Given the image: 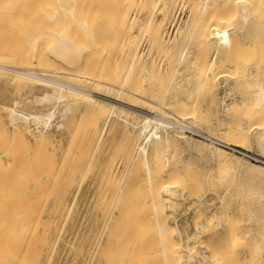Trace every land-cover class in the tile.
I'll return each mask as SVG.
<instances>
[{
  "label": "bare ground",
  "instance_id": "6f19581e",
  "mask_svg": "<svg viewBox=\"0 0 264 264\" xmlns=\"http://www.w3.org/2000/svg\"><path fill=\"white\" fill-rule=\"evenodd\" d=\"M28 1H29V5H27L26 0H0V12H48V13L51 12L50 14L46 13L48 15L47 18H49L51 21H53L55 24H58V25L54 24V25L48 26L46 29L43 28V29L37 30L32 35H29V37L27 38L29 42V46L25 50V54L35 53L36 60L29 61L26 59L22 61L19 58L20 61L22 62H19V63L15 62L18 58L17 57L18 55L14 54L13 52L11 53V51L8 53L2 52V49H1L2 46L0 45V75L1 76L4 75L5 77L9 76L10 78L16 79L19 82L24 83V84H27L29 82L30 83L38 82V83L43 84L45 86V89H43L44 87H39L38 84H37L38 86L35 84L37 88L39 87V89L41 88L43 89V91H41V93L38 91L40 94L35 91L33 98L34 100L36 99L38 100V102L35 101L36 103H41V104L46 103V105L50 104V106H47L44 110H40V111L34 110L32 112L21 111V110L16 109L14 106H11L10 114H9L10 122L18 126H20L19 124L20 122H24L25 125L24 127L23 126L22 127L25 129V131H31L29 126L31 124H34L36 125V128H37L36 132L31 131V134L33 135L34 139H45L49 137L48 130H50L49 129L50 125L54 123L53 121H54V117L57 112V106L60 103H64V107L61 108L60 110L58 109L60 115H62L63 117L65 113L69 112L72 109V104L82 102V103H85V105L87 104L88 106L93 108L94 110L92 111L94 112L93 115L97 114L98 116H100L99 114L101 113L103 108L109 107L113 111L118 108L121 110L129 111L131 113L140 115L143 118L140 128H139L140 135L144 136L143 142L139 144V142L137 141L139 145L137 143L135 145V147L138 145V150H135V152L137 151V153L134 155V157L137 160L138 165H140L139 162L143 164L144 169L142 167L140 168L141 170L142 169L145 170V177L144 178L142 177L143 181L145 182L143 183V185L147 184L148 186V188L146 187L145 190L143 191H145V196L147 195L146 193L147 191L151 198L150 205L152 208L148 206L144 207L145 203L142 207L147 209L145 210V213L146 211L148 213V210H150L149 212L153 216L149 217V215L151 216V214L149 215L144 214V213L143 215L141 214V211L143 212L144 210V208L140 207L142 204L139 206L140 210L141 209L142 210L140 211L138 209L139 212H137L136 202L140 203V201H138V199L135 200L136 196H132L133 194L132 192L134 193L137 192V191L135 192V190H138L137 188L140 185V184L138 185V183L135 184V186L138 185L136 186V189H133L135 186L130 189L131 187L130 186L128 188V191L127 192L125 191L126 193H128L130 189L131 191L130 196H128L129 194H126V196L128 197H124V199H121L119 197V199L121 200L118 199V201L122 202L123 200L124 201L127 200L125 202L124 201L122 202V204H125V207H126L127 202H129L128 206H131L130 200H132L131 204H133V199L135 200L136 210H133L134 208L132 209L130 207L129 209L127 207L128 210L124 212L126 208H124L125 210H123L122 208L124 212L123 216H125V214L128 212L129 213L126 215L131 216V217L128 216V221H132L129 219L130 218L134 219L136 217L135 220L137 219L138 221L141 220L143 223L144 217L142 216H145V217L148 216V218H151L152 221L154 218V221L156 222V225L158 226L155 228L157 231L155 233H158L160 236L161 248L159 249L158 246L156 247L154 246L155 251L153 250L152 252H148L149 249L146 251L145 246L148 247L150 243H147V242H150L152 240L147 241L146 239H148V237L147 238L145 237L146 239L144 240L143 237L140 239V237L136 236L135 241H137V243L135 242V245H136V246L134 245L136 247L135 249L137 250L138 248L141 249L140 247L143 246L144 251L143 249H141V251H139L140 253L138 254V252H136L133 249L134 246L132 247V245L130 246L128 243L127 246L129 250L131 247L134 250L132 252H131L132 249L130 250L129 255L132 256L131 258H133V252H136L137 253L136 256L138 255V261L141 263L143 262V260L146 261L147 259L151 258V256H154L157 261H160L163 264H180L183 260L182 250H186L191 256L197 255L198 253L195 252V250H193L195 248L193 249L192 247L188 248L185 245L175 241L176 235L183 238L182 231L179 228L177 217L173 218V221L170 222L169 216L167 215L168 213L166 214L165 208H163V205H166L167 208H170V209L176 208L177 207L176 200L180 198L182 199L189 198L190 195L193 194V192L195 193L196 190L199 191L200 188L202 189L203 184L206 183L207 185V182L209 183L212 182L220 186H225L226 193H230L232 191L235 185L233 182L236 181L237 179L241 181L244 180L246 182L245 184L249 185L250 188L251 187L255 188L254 190L253 188H251V190L253 191H249L248 189L249 186L243 184L244 183L243 182L242 184L245 185L246 188L248 187L247 190L249 191L250 194L246 193L247 192L246 189L245 191L244 189H241L243 188L242 187L243 185L241 184L242 185L240 188L241 195L244 194L245 192L246 193L245 196H247V194L248 196L244 199V197L242 198L241 196L235 195L236 197L233 199L235 203L239 202L241 204L240 207L244 205H247V207L252 206L251 208L252 218H250L251 221H253L252 219L256 217L258 222L262 223L261 221H259V219L260 220L264 219V215H263L264 211L262 210V212L260 213V211H256V209L254 208H256L258 205L261 206V204H262L261 207L264 208L263 207L264 206V201H263L264 200V158L257 156L256 161L247 160L246 158L243 159L241 155L239 156L234 151H233L234 153L230 152L228 147H225L221 144H217V145H213V144L215 140H217L220 142L227 143L230 146L238 145V146H242V148L244 149H247L250 146L252 147V141L251 142L249 141L251 140L249 139V135L251 134L250 138H253L251 137L252 135L255 136V140H256L255 145H257L256 147L254 146L255 149L257 151L264 152V0H180L178 2V6L179 7L181 5L187 6L188 12H187V15L180 21V25L178 26L177 30L172 33V35H170V30L167 29L168 27L167 23L170 22V24L172 25L174 21L177 19L178 13L173 12V11L169 12L170 11L169 8L172 7L170 6L172 5V2L170 4L169 0H168V3L170 7L167 4V0H110L109 2H107L106 0H28ZM87 12H123L120 16L119 23L121 25H127V27H129L130 29H135L138 33L141 34V36L146 37V50L141 49L139 45H135L127 49L128 50L127 53L130 54L129 65L127 69L124 71V74H122V76L118 75L119 77L116 76L115 77L116 79L113 77L112 78L109 77L103 80L101 79L99 75L92 73L87 68L88 66L86 64L85 66L84 64L80 65L81 63L76 64L77 62L75 61L76 57L80 59L79 57L82 55L81 56V59H82L84 55L86 56L93 51L100 50L101 53H104V52H107V50H109L108 48L109 46L107 45H100V44H94L92 42H89L88 39L95 37V32L99 29V25H98L99 22L98 20H96L95 17H90V15L88 17ZM126 12H134V13L130 19H126L125 18V15L127 14ZM61 14L63 15L64 18L61 17ZM64 19L66 23L65 24L60 23V22H63ZM78 28L83 32V37H79L80 39H75L73 35L75 33V30ZM43 43L45 47L42 46ZM179 45H182L181 49L179 48L180 47ZM13 48H16V46ZM43 48L48 50L51 53L50 54L51 57L44 59V60L40 59L41 54L44 52ZM171 48L175 49V52L179 51L180 49V59L182 60V62H184L183 67L184 69L187 68L190 70V72L187 74L186 80L188 82V85L191 84V86L186 88L185 85L183 87L181 83H180L181 86L178 84L179 85L178 90H183L185 92L184 93L185 97L179 101L167 103L163 101L162 97L158 98V95H159L158 93L162 94V92H165V89H167L168 85L165 86L166 88H164L162 84L164 79L162 75H160L159 72H157V67H158L157 65L158 63L160 65L161 61H163L164 64L167 63L165 66L161 67L160 65V67L158 68H160L159 69L160 72L161 71L162 72L166 71V73L167 71L169 72L170 62L171 61L173 62V57H176L174 56L176 54H173L174 50L173 52H171ZM19 53L21 54V52ZM24 56L25 55H23L21 58H23ZM69 57L73 61L70 60ZM66 58L69 59L67 60V65L64 62L63 63L65 65H63V63L60 61L65 60ZM164 60L166 61V63ZM56 61H58L62 66L61 65L59 66V63ZM86 62H88L87 58L85 59V63ZM174 68H176V66L174 67L173 65V69ZM182 68H181V72L179 70L180 75L183 74L182 70L184 69ZM3 69H7L10 72H5L3 71ZM246 70H247V74L245 72ZM37 71H41V72H37ZM174 71H176V69H174ZM51 74L57 75V76L61 75L60 77H64L65 79L67 78V80L69 79L73 81L60 80L52 76ZM165 78L167 79V77ZM243 78H246L244 79L245 80L244 89L242 88L234 92L233 90L239 89L240 87V86L238 87V85L236 84L237 81L241 82V79L243 80ZM146 81H148L150 84L148 86H151L149 87V89L147 86V90H148L147 93H146L145 88L143 87V83ZM225 81H228V82L230 81V83H227V82L225 83ZM232 82H234V84L237 85V88H236V85L234 86ZM221 83L222 84L224 83L225 85L223 84L224 94L220 97V103L222 105V107L220 108L222 112L221 111L220 112L222 116L220 117V119H218L219 123L216 124L218 125V129H219V133H217L219 137L216 136V132L206 133L205 134L207 135L206 138L209 139L210 143L209 142L207 143L206 141L205 142L195 141V140L191 141L192 138L189 139L188 135L183 134L182 133L183 130L185 128H189L191 130L201 132V130L197 128L200 126H197L198 124L196 123L197 122L201 123L207 117H209L208 115L207 117L206 116L204 117L203 116L204 113L201 111V109H200L201 112L198 110L200 106L199 97L210 96L211 97L210 99L212 102L213 100H217L215 98V95H216L215 91L217 89V84H221ZM231 83L232 85H230ZM240 84H242V82ZM221 85H218V86H221ZM231 91H233L234 94L236 93L237 98L236 97L233 98V95H231L233 93ZM35 93H37L38 95H36ZM213 94H214V97H213ZM247 94H249L250 96L247 97L248 96ZM229 95L232 98L228 99ZM201 102H203V100ZM214 103L218 104L217 101L216 102L214 101L213 104ZM217 106L216 108H218ZM78 107L76 109H79ZM42 108L44 107L42 106ZM161 109L166 110L173 115L170 117L167 116L168 114L164 115ZM84 110L82 111V113L85 114ZM72 111H71V114H72ZM217 111L218 110H216V112ZM89 112H91V110ZM122 112L124 113V111ZM129 112L127 113L129 114ZM206 112L207 114H209L207 109H206ZM127 113L125 112V115ZM86 114L87 115H84V116L83 114L81 115L83 117H87L90 115V113H87V112ZM128 114H127V117H128ZM58 117L57 119H61V121H58L56 125L57 127H63L64 122L62 120V117L61 118L60 117L58 118ZM210 117L214 118L215 115H212ZM218 117L219 116H217V118ZM68 120L69 119H67V121ZM67 121L66 123L69 124ZM125 121L127 122V120ZM186 122L187 123L189 122L188 124L194 123L196 124V126L194 124L187 126L185 125ZM76 126L77 125H75V127ZM134 127L137 129V126L134 125ZM163 127L164 129L168 127V128H173L179 131L175 134L172 133V135H169L171 133H168V132H165L164 134L159 135L158 130L159 128H163ZM95 128L96 127L94 126V129ZM75 130L73 129L72 131L77 133V130H78L79 132V129H75ZM134 130L132 129V132ZM136 134H138V131ZM88 135L87 137L89 139ZM72 139L73 138H71V140ZM132 139L131 141L133 142ZM71 140L70 142H72ZM85 141H86L85 142L86 144L87 142H89L87 141V139ZM131 141H129L130 144H132ZM74 142L76 143V140H74ZM249 142L251 143V145L249 144ZM73 143H72L73 147H71V149L75 148L74 147L75 143L74 145ZM253 145H254V141H253ZM75 146L77 147V145ZM86 146H85V149H86ZM135 147L133 146L134 149ZM233 147H237V146H233ZM77 148H81V147H77ZM130 148H131V145H130ZM182 151H187L186 159H181L179 157V153ZM82 152L83 151H81V153ZM184 154L186 155V153H183V155ZM180 155L183 156L182 153ZM75 156H73L72 158L78 159V161L81 160ZM73 160H70V161L73 162ZM76 161L77 160H75L74 163H76L77 165L78 161L77 162ZM35 162L36 161L32 163V166H31V162H26L27 165L24 164L22 167L23 168L25 166L29 167L28 163H30V167L32 168L31 171L36 167L35 170H37L36 171L37 174L40 172L43 173L42 171L46 168L40 171L41 166L39 167V163H36L35 165ZM128 163H126V167ZM207 163H209L210 165L209 164L207 165ZM33 165H35V167ZM70 165H72V163H70ZM87 165H88V161H87ZM30 167L27 168L26 171L29 172ZM43 167H46V166H43ZM51 167L52 166H50V170L48 169V167L47 169L51 171ZM85 167H86V163H85L84 168ZM74 169L75 167L73 168V170ZM60 170H62V168ZM83 170L85 171L86 168ZM134 170L135 169L133 167V171ZM36 173L35 172L32 173L33 176L34 174L36 176L37 175ZM47 173L49 174V172H46V174ZM17 174L19 176L21 175L23 178L22 179L20 176L19 181L21 179L23 180V182L20 183L21 181L18 182L17 180V183L23 184L25 182L24 184L27 188V183L30 184L31 181L27 182L26 180H24L27 177L25 178L23 176L25 174L24 173L22 174L20 170L19 172H17ZM55 174H59V172ZM60 174H61V171H60ZM66 175L64 177H66ZM134 175L135 174L132 173L131 176L133 177ZM25 176H28V175H25ZM40 176L39 178H37L38 181H40L39 180ZM14 177L16 178L17 176H14ZM10 178H11V175H10ZM12 178L10 179L11 181L9 180L10 182H15L17 179V178L13 179L14 181H12ZM70 178H73V177H70ZM58 179H61V176L60 178L58 176L56 180L58 181ZM102 179H100V181ZM132 179L130 177V180ZM64 180L66 179H63V182ZM137 180H139V178H137ZM9 181H7L6 183H9ZM43 181H44V184H42L43 186L41 184H40L41 186H39L41 189L38 188L39 192L41 190L42 194L45 192L43 190V187L45 186L46 183L48 184V180L47 181L43 180ZM128 181H129V178L127 182ZM56 182L55 184H57ZM120 182H122V180ZM134 182L136 181L134 180ZM236 182H238V184L240 185L239 181H236ZM17 183H14V184H17ZM14 184H10V186ZM110 184H112L111 186H114L113 183H110ZM130 184H133V183H131L130 181ZM57 185H58L57 188H59L60 184H57ZM124 185H126L125 182H124ZM7 186L9 187V184L5 185V187ZM25 186L23 185H19V187L17 186L19 190V194L15 196L12 195L14 194V192L11 193V190H9V192L6 191L7 192L6 194L10 193L12 197L17 196L18 198L21 195L20 187L23 189V187L25 188ZM106 186H109V182L107 183ZM115 187L117 186L115 185ZM9 188L12 189L11 187ZM125 188L127 189V187L124 186V189ZM15 189H13V191ZM114 189L116 190V188ZM122 189H123V186H122ZM142 189L143 188L138 190V192H141L143 194L144 192L142 191ZM234 189L236 190V187ZM242 190H243V193H242ZM64 191L65 189L63 190V193ZM119 191L118 192L120 194L121 189ZM47 192H48L47 196H49L50 194L49 189ZM6 194H4L3 196H5ZM34 194L32 195L36 196ZM7 196L10 197V195H6V197ZM131 196L133 197V199L130 198L129 200V197ZM6 197H3V198H5L6 200ZM9 197H8V200L10 201V199L12 198L11 197L9 198ZM23 197L24 198L26 197V200H28L27 196H23ZM28 197H29V194H28ZM110 198L111 197L109 194V199ZM114 198H112V203H113ZM36 199L37 197L35 198V200ZM142 199L144 200V198ZM21 200L22 201L20 204H22V202H26V200L24 201L23 198H21ZM45 200L43 201L40 199L39 201H42L44 203ZM145 200H146V197H145ZM11 201H13L14 203V201H16V198L15 200H11ZM16 202L18 204V201ZM26 203H30V201H27ZM6 205L8 206L6 207V209L7 208L9 209L7 210V215L5 214L6 212L5 209L4 208L2 209L0 207V209L3 210L4 211L3 213L5 214V215H2V220H4L3 225L1 224L2 220H0L1 221L0 224L3 226V229H1L2 226H0V229H1L0 231H2V234H1L2 237L0 238V264H50L51 259H52V251H53V229L55 227V221L51 219L44 220L40 214V211H38L36 207L26 206V204L25 206H23L24 203L21 206L18 205L17 207H12V205L14 204L11 205V203L10 204L7 203ZM111 206L113 210V205ZM222 206L225 207L223 212L220 215H218L216 218L214 217L215 212L213 213L212 216L214 217V220L212 221L209 227L200 225L199 228L198 227L197 228L198 230L201 229L202 232L205 234L211 233L213 230L217 229L218 232L223 233L227 235L228 237L223 239L224 241L222 243L221 251L217 249V252L219 251V253L216 252L218 255L214 253L215 251L213 252L216 255L214 256V259H211L212 258L211 256H210L211 258L209 257V255L213 253L209 252L210 254L208 255L205 253L206 250L204 251V253L200 254L202 259L205 262L210 260L212 263H215V264H224L225 260L226 262H228L229 260V263L227 264H257V263L260 264L261 260L257 261L259 257H257L256 254L254 253V250L256 251V248L250 252L248 250L249 256L247 255L245 256L244 253L242 252L246 246L248 247L250 243H252L251 240L253 239L252 237L254 236L253 231H252L253 227H255V225L259 223L257 222V220H255L256 224L254 225L253 222L251 223L249 218H248L249 220L246 221L247 223H243L242 221L240 222L241 219L239 220L236 217V215L238 214L235 215L236 212L228 208V205H226L225 200H223ZM40 207H43V206H40ZM109 212H110V209H109ZM120 212H121V209H120ZM135 212H137L141 216L138 217V214ZM132 214L133 215L136 214L134 215V218ZM3 216L5 217L4 219H3ZM117 217L116 219H114V221L117 220ZM122 220L123 219H121V221ZM103 221L105 222V220ZM138 221L137 223L140 224ZM146 221H147V218L144 223H146ZM122 222L124 223V221ZM132 222L134 225L135 221H132ZM150 222L151 221H149V223ZM115 223L117 224L118 222L116 221ZM138 224H135V225L139 227L140 225ZM153 225L155 224H152V226ZM118 226L120 227V225ZM118 226H116V228ZM175 226L177 230L175 229ZM138 227L135 226V228H138ZM143 227L145 228L146 226H143ZM261 227L262 228H259V229L260 230L262 229V230L261 231L259 230L260 232L259 234L257 233L258 229L255 230L257 231L255 233H257L256 235L258 236V238H260V235L261 237H263V238H260V240L256 238L258 240L257 244H259V241L264 239V225L262 224ZM109 228L110 230H112L111 227ZM130 228L126 227L127 229L126 231L128 232V229ZM185 228H186V225L184 227V230ZM257 228H258V225H257ZM101 229L99 232H102ZM114 229H115V226H114ZM137 231L142 232L143 230L141 231V227H140V230L136 229V232ZM127 232H124V234ZM215 232L214 234L216 236ZM155 233L154 235L157 236V234ZM139 234L141 236V233ZM150 234H151V230L149 234L145 236H149V239H150L151 238ZM108 235H107V239L109 238ZM110 236H112V234H110ZM155 236L154 237L152 236L153 239H155ZM137 237L141 242L143 243L145 242V243L141 244V242L137 240ZM189 237H192V235L189 234ZM123 238L124 237L122 236L121 240H123ZM119 240L120 239H118L117 241L116 239L114 246L117 245L116 242H119V243L121 242V240L120 241ZM130 241L132 240L130 239ZM212 241L214 240L212 239ZM138 242L140 243V246L137 248V245H139ZM199 242H200L199 243L200 245L201 241ZM98 245H99V240H98ZM212 247L213 246L210 247L211 250H212ZM255 247H258V246H255ZM250 248H252V246ZM259 248H262V246ZM115 250L113 249V251ZM117 251L120 253V250L118 249V247H117ZM111 253L112 252H109L107 253V255H105L106 256L105 258L108 260V262H109V259L107 258V256H109L108 254H110V256L113 255L112 257L115 256L114 254L115 252L112 254ZM121 256H126V255L122 254ZM129 257H128V260H129ZM262 263L264 264V261ZM143 264L145 263L143 262Z\"/></svg>",
  "mask_w": 264,
  "mask_h": 264
},
{
  "label": "rangeland",
  "instance_id": "374dc122",
  "mask_svg": "<svg viewBox=\"0 0 264 264\" xmlns=\"http://www.w3.org/2000/svg\"><path fill=\"white\" fill-rule=\"evenodd\" d=\"M106 1L109 2L110 0H106ZM179 1L180 0H177V1L176 0L175 1L169 0L170 4L172 2V5H170L172 7H170L168 0H167V4L170 7L169 12L173 11V12L178 13V17L172 25L170 24V22L167 23V25H168L167 29L170 30V35H172V33L177 30L178 26L180 25V21L187 15V12H188L187 6H183V5H181L180 7L178 6ZM26 2H27V5H29V1L26 0ZM175 4H177V5H175ZM46 13L50 14L51 12H49V13L48 12H0V45L2 46L1 47L2 52L8 53L11 51V53L13 52L14 54L18 55L17 56L18 58L15 61L18 63L22 62L26 59L29 61L30 60H36L35 53L25 54V50L29 46V42H28L27 38L29 37V35H32L37 30H40L43 28L46 29L48 26L55 24L53 21H51L49 18H47L48 15ZM122 13L123 12H87L88 17H89V15H90V17H95L96 20H98V22H99V24H98L99 29L95 32V37L88 39L89 42H92L94 44L107 45V46H109L108 47L109 50H107V52H104V53H101L100 50L99 51H93L86 56L83 54L84 56L82 57V59H81V56H82L81 55L79 57L80 59H78L76 57V60H75V58H74V60L77 61L76 64L81 63L80 65L84 64V66L86 64L88 66L87 68L92 73L99 75L101 77V79H103V80L106 78H109V77L115 78L118 75L122 76V74H124V71L127 69L128 65H129V59H130V54L127 53L128 48L135 46V45H139L141 47V49L146 50V37L141 36V34L138 33L135 29H130L129 27H127V25H121L119 23V19H120V16ZM126 13L127 14L125 15V18L130 19L133 16L134 12H126ZM61 17L64 18L62 14H61ZM65 19L63 22H60V23L65 24L66 23ZM55 25H58V24H55ZM73 36L75 37V39H80L79 37H83V32L78 28L75 30V33ZM15 46H16V48H13ZM42 46L45 47L44 43ZM179 46H180L179 48L181 49L182 45H179ZM5 48H6V50H5ZM18 48H20V49H18ZM180 49H179V51L175 52V49L171 48V52H173V50H174L173 54H176V55H174L176 57H173V62L171 61L173 64L170 62L169 72L168 71H167V73H166V71L160 72V70H159L160 68H158V67H160V65H161V67H163L167 64L165 60L164 61L166 64H164L163 61H161V64L159 65V63H158V65H157L158 66L157 72H159V74L162 75V77L164 79V81L162 83L164 88H166L165 86L168 85L167 89H165L166 93L165 92H162V94L158 93L159 94L158 98L162 97L163 101H165L167 103L176 102V101H179L185 97V94H184L185 92L183 90H178L180 83H181V85H183V87L185 85L186 88L191 86V84L188 85V82L186 80L187 74L190 72V70L187 68L184 69V67H183L184 62H182V60L180 59ZM43 51L44 52L41 54L40 59L44 60V59L51 57L50 56L51 53L48 50L43 48ZM19 52H21V54ZM22 54L25 55L24 56L25 58L23 57L24 59L21 58L23 56ZM19 58L22 61H20ZM86 58H87L88 62L85 63ZM69 59H70V57H69ZM69 59L66 58L65 60H61V59H59V60H61L60 62H62V63L64 62L67 65V60H69ZM70 60H72V59H70ZM56 62H58V61H56ZM64 63H63V65H65ZM60 65L61 64L59 63V66ZM173 65H174V67L176 66V68H174V69H176V71L178 70L177 72L174 71ZM181 65L183 68L181 67ZM181 68L185 70V72H184V70H182L183 71L182 75H180V73H179V70L181 72ZM3 71L10 72L7 69H3ZM37 72H41V71H37ZM170 72H172V73H170ZM245 72L247 74V70ZM2 76L0 75V186H1L0 187V192H1L0 193V199L2 200V201L0 200V207L2 209L3 208L5 209V211H6L5 214L7 215V210H9L8 208L6 209V207H8L6 204L11 203V205L12 204L16 205L17 204L16 201H18V204L16 206L12 205V207H17L18 205L21 206L24 203L23 206H25V204H26V206L36 207L38 209V211H40V214L44 220H50L51 219V220L55 221V227L53 229V251H52V259H51L50 264H90V263L91 264H128V263L129 264H143V262L145 264H152V262H153V264L162 263L160 261H157L154 256H151V258L147 259L146 261H148V262L143 260V262L141 263L138 261V255L136 256V254H137L136 252H138V254H139L140 253L139 251H141V249H143V251H144V248L142 245H141L142 247H140L141 249L138 248L140 246L139 242H141L138 239V237H140V239L143 237L144 240L148 237V239H146L147 241L152 240L150 242H147V243H150V245H148V247L145 246L146 251L149 249L148 252H152L154 250V246L155 247L158 246L159 249L161 248L160 236L158 233H155V232H157L155 228L158 226L156 225L154 218H153V221L151 220V218H148L147 215L151 214L149 212L150 210H148V213H147V211L145 213V210H147V209L144 207L145 206L151 207V205H150L151 204V200H150L151 198L149 196V193L146 191L147 195L145 196V191H143V190H145L146 187L148 188L147 184L143 185V183H145L143 181V178L145 177V170H143L144 169L143 164L138 161L140 163V165H138L137 160L134 157V155L137 153V151L135 152V150H138V145L143 142V137H144L143 135H140V133H139V128H140L141 122L143 120L142 116L131 113L129 111L121 110L118 108L115 109L114 110L115 112H114L109 107L103 108V110L99 114L100 116H98L96 114V112H95L96 115H93V113H94V112H92V111H94L93 108H91L87 104L85 105V103L80 102V103L72 104V109L69 112L65 113V115H64L65 118H64L62 115H60V113L58 111V109L60 110L61 108L64 107V103H60L57 106V112H56V115H55L54 121H53L54 123H52V125H50V127H49L50 130H48L49 137L45 138V139H34L33 135L31 134V131L32 132L37 131L36 125L31 124L29 126L31 131H25V129L23 128L25 125L24 122H20L19 123L20 126H18L16 124H12L10 122V115H9L10 114V107L14 106L16 109L21 110V111H25V112H32L34 110L35 111L44 110L47 106H50V104L46 105V103H42V104L36 103L35 101L38 102V100L37 99L34 100L33 97H34L35 91L37 93H39V92L41 93V91H43V89H45V86L41 83H38V82L37 83H30L29 82L27 84H24V83L19 82L16 79L10 78L9 76H6V77L4 75H2ZM52 76H54L60 80H66V81L69 80V79L67 80V78L65 79L64 77H60L61 75H58V76L52 75ZM164 76L167 77V79ZM244 79H246V78H243V80L241 79L242 84H240L241 82H238V81H237V83L235 82L238 85V87L239 86L240 87H239V89L233 90L234 92H236L242 88L244 89V86H245V80ZM69 81H73V80H69ZM148 81L143 83V87L145 88L146 93L148 91L147 86L150 85ZM170 82H171V84H170ZM226 82L230 83V81L229 82L225 81V83ZM232 83L234 86L236 85V84H234V82H232ZM232 83L230 85H232ZM17 84H18V86H17ZM35 84L36 85L38 84L39 87H44V88L39 89V87L37 88ZM172 84H173V86H172ZM175 84H177V85H175ZM221 84H217V89L215 91L216 92L215 98L217 100H213V102L217 101L218 104H215V103L213 104V102L210 99L211 98L210 96L199 97L200 106H199L198 110L200 111V109H201V111L204 113V115H203L204 117L205 116L207 117V115L209 117L212 115H215L216 118L215 117L214 118L207 117L208 120L206 118L204 120L205 122L204 121L201 123L197 122L196 123V124H198L197 126H200L197 128H199V130H201V132L194 131V130H191L189 128H185L182 133L185 135H188L189 139L192 138L191 141H194V140L195 141H203V142L206 141L208 143L209 139L206 138V136H207V135H205L206 133L216 132V136L219 137V135L217 134V133H219V129H218V125H216V124L219 123L218 119H220V117L222 116L221 115L222 110L220 109L222 107V105L220 103V97L224 94V90H223L224 87L223 86L225 85L224 83H223L224 85L223 84L221 85ZM218 85H221V86H218ZM237 85H236V88H237ZM149 87H151V86H148V89H149ZM176 89L178 92L176 91ZM232 89H230V90H232ZM174 90L176 91V93ZM233 91H231L233 93L231 95H233V98H235L236 93L234 94ZM172 92H174L175 94ZM37 93H35V94L38 95ZM247 95H248L247 97L250 96L249 94H247ZM213 97H214V94H213ZM32 98H33V100H32ZM230 98H232V97H230V95H229L228 99H230ZM169 99H170V101H169ZM202 100L204 103L201 102ZM14 102H15V104H14ZM40 104L44 108H42V106ZM216 106L218 108H216ZM77 107L79 109H76ZM83 107L85 110L83 109ZM73 109H75V110H73ZM89 109L91 110V112H89L90 111ZM206 109L208 110L209 114H207ZM83 110H84L85 114L82 113ZM110 110H111V112H110ZM216 110H218L217 112L219 115L217 114ZM71 111H72V114H71ZM122 111H124V113ZM86 112L90 113V115L92 113V115L90 116L88 114L89 116L83 117L84 115H87ZM119 112H120V114H119ZM125 112L126 113L129 112V114L127 113L128 117H127V114L125 115ZM162 113L164 115L168 114L167 116H169V117L173 115L166 110H162ZM81 114H83V116ZM210 114H212V115H210ZM68 115H70V116H68ZM118 115L119 116L121 115V116L119 117ZM58 116L60 118L62 117V120L64 122L63 127H57V125H56V123L58 121H61V119H57ZM80 116H81V118H80ZM217 116H219V117L217 118ZM122 118H123V120H122ZM127 118H129V119H127ZM67 119H69V120L67 121ZM125 120H127V122ZM66 121L69 124H67ZM188 123L186 122L185 125L189 126L191 124H194V123H190V124H188ZM196 124H194V125L196 126ZM75 125H77L78 128H77V126L75 127ZM134 125L137 126V129L134 127ZM94 126L96 127L95 129H94ZM166 128L165 129H164V127L159 128V130H158L159 135L160 134L162 135L165 132L171 133L169 135H172V133L175 134L179 131V130H176L173 128H168V127H166ZM73 129L74 130L79 129V132H78V130H77V133L73 132L72 131ZM132 129L133 130L135 129V130L132 132ZM135 131H136V133L138 131V134H136ZM74 133H76L77 135ZM86 134L87 135L89 134L88 135L89 139H88ZM203 134H204V136H203ZM250 135H249V139H251V140H249V141L250 142L252 141V147L250 146L247 149H244V148H242V146L232 145L231 148L228 147V149L230 150V152L234 151L239 156L241 155V157H243V159L246 158L247 160L256 161L257 156L264 158V152L257 151L255 149V147L257 146V145H255L256 144L255 143L256 142L255 136L254 135L251 136L254 138L253 139V138H250ZM85 136H86V138H85ZM76 137L78 138V140ZM71 138L76 140L77 144L74 142L73 139L71 140ZM80 139H81V141H80ZM86 139H87V141H89V142H87V144L85 143ZM131 139L133 140V142L131 141ZM70 140L72 142H70ZM129 141H131L132 144H130ZM137 141L139 142V144ZM253 141H254V145H253ZM73 142L75 143V145H77V147H81V148H77ZM250 142H249V144L251 145ZM72 143L75 147L73 149H71V147H73ZM136 143L138 145L135 147ZM129 144L131 145V148H130ZM213 145H217V144L214 142ZM85 146H86V149H85ZM133 146L135 147V149L133 148ZM233 146H237V147H233ZM225 147H227V146H225ZM236 148L239 151H237ZM84 149H85V151H84ZM81 151H83V152L81 153ZM245 151H248V152L255 154L256 157L254 159H250L249 157L245 156V154H244ZM181 153H182V155H183V153H186V155L184 154L183 155L184 157H183L180 155ZM72 155L73 156L76 155L75 157H77L81 160L78 161V159L72 158L73 157ZM80 155H82V156H80ZM90 156H92V157H90ZM186 156H187V151H182L179 153V157L181 159H186L187 158ZM73 159L77 160L79 163L76 161L77 162V165H76V163H74L75 160H73ZM70 160H73V162H71ZM86 160L88 161V165H87ZM8 161H10V162H8ZM34 161H36L35 165H36V163H39V167L41 166L40 167L41 169L39 168L40 171H42L44 168H46L42 171L43 173L40 172L37 174L36 173L37 170H35V168H36L35 165H33L35 167V168L33 167L34 168L33 170H35V171H33V170L31 171L32 168L30 167V163H28V166L30 167L29 172L31 173V175L28 171H26V169L29 167H27V166H25L24 168L22 167L24 164L27 165L26 162H31V166H32V163H34ZM128 162H130V163H128ZM70 163H72V165H70ZM85 163H86V167H85L86 170L84 171L83 169H85L84 168ZM126 163H128L127 167H126ZM208 164L209 163H207V165ZM73 165L75 167L74 170H73V168H74ZM82 165H84V166H82ZM134 165H136V166H134ZM205 165H206V163H205ZM43 166H46V167H43ZM50 166H52L51 171H49ZM19 167L20 168L22 167V168L20 169ZM47 167L49 170L47 169ZM125 167L127 168V170L129 172L126 170ZM133 167L135 170L137 168L138 169L136 171L135 170L133 171ZM141 167L143 168L142 169L143 171L140 169ZM61 168L63 171L60 170ZM39 169H38V171H39ZM91 169H93V170H91ZM19 170L22 174L24 173L25 175H28V176L23 175L25 178L27 177L24 180H26L27 182L31 181L30 182L31 186L27 182H26L27 188L24 184L25 182L23 184H20L23 182V180L20 179L21 182L19 181V178L21 176V175L19 176L17 174V172H19ZM69 170H70V172H69ZM56 171L59 172V174H55V173H57ZM60 171H61V174H60ZM34 172L37 174L36 176H35V174L33 176L32 173H34ZM46 172H49L50 175L48 173L46 174ZM67 172H69V173H67ZM71 172H72V174H71ZM124 172H126V173H124ZM131 172L133 174H135L133 177L131 176L132 175ZM12 174L14 176H17L16 177L17 179ZM122 174H124V175L126 174V175L124 176ZM10 175H11V178L13 177L12 181H14L13 179H16L15 182H10L11 181ZM65 175H66V177H64ZM71 175H73V176H71ZM39 176H40V179H39L40 181L37 180V178H39ZM58 176H59V178L61 176V179H58V181H57L56 179ZM35 177H36V179H35ZM45 177L46 178L48 177V178L46 179ZM70 177H73V178H70ZM130 177H131V179L133 178L132 179L133 181L130 180ZM21 178H22V176H21ZM67 178H68V180H67ZM128 178H129V181H128L129 183L127 182ZM137 178H139V180H137ZM63 179H66V180H64V182H63ZM100 179H102V180L100 181ZM17 180H18V182H20L19 184L17 183ZM43 180H46V181L48 180V184L45 182L46 184L43 187V190L45 191L43 194L45 196L42 194L41 190H40L41 193L38 190V188L41 189L39 186L44 184ZM121 180H122V182H120ZM134 180L136 182H134ZM7 181H9V183H6ZM42 181H43V183H42ZM130 181L134 185L130 184ZM236 181H239L240 185ZM236 181L233 182L235 184L234 188L236 187V190L233 188L230 193L225 192L226 191L225 186H220L218 184L211 182L213 184L212 185L211 183L207 182V185L205 183V184H203L202 189L200 188L202 191L198 188L199 191L196 190L195 191L196 194L193 192V194H191L189 198H187V199L180 198V199L176 200L177 201L176 202L177 203L176 208L170 209V208H167L166 205H163V208H165L166 214L168 213L167 215L169 216L170 222H172L173 218H175V217H177V219H178L179 228L182 231L183 238L176 235L175 241L185 245L188 248H191V247H192V249L195 248L193 250H195V252L198 253L195 256H191V255H189V253L186 250H182L183 260L180 264H215V263H212L210 260L205 262L202 259L200 254L204 253L205 250H206L205 253L208 255L210 253H213L214 251H215L214 253H216L217 249L221 251L222 243L224 241L223 239L228 237V236L223 234V233L218 232L217 229L213 230L211 233L205 234L202 232L201 229L198 230V228L200 225H203L205 227L206 226L209 227L210 224L212 223V221L214 220V217L216 218L218 215H220L223 212V210L225 208L224 206H222L223 200H225V203H226V205H228V208H230V209H232V211L236 212V213L234 212L235 215L238 214V215H236V217L239 220L241 219L240 222L242 221L243 223H247L246 221L249 220L250 218H252V216H251L252 206L247 207V205H244V206L240 207L241 204L239 202L235 203L233 198H235L236 196H241L242 198L244 197V199H245L248 196V194H247V196H245V194L249 193V191H253L255 188L251 187V188H253V190H251L250 186L245 184L246 182L244 180L241 181V180L237 179ZM55 182L57 184H60L59 185V188L61 187L60 189L57 188L58 185L55 184ZM59 182H61V183H59ZM108 182H109V186H106ZM124 182L126 183V185H124ZM5 183L9 184V187H11L12 189H10L8 186L5 187V185H6ZM14 183H17V184H14ZM104 183H105V185H104ZM110 183H113L114 186H111L112 184H110ZM127 183H128V185H127ZM137 183H138V185L140 184L139 186L136 185V186H138L137 189L140 190L141 188H143L142 191L144 193L142 194L141 192H138V190H135V192L137 191L136 192L137 194L132 192L133 193L132 196H136L135 200L138 199V201H140V203L136 202L137 203L136 204L137 212H139L138 209L140 210V207H142L145 203L144 207H142V208H144L143 212L141 211L142 209L140 211H141L142 215H143V213L147 214L146 215L147 217L142 216V217H144V219L141 218V219H143L144 222L147 218V221H146V223H144V222L142 223L141 220H140L141 222L138 221V219L135 220L136 217L134 218V215H136V214H134V215L132 214L134 219L130 218L129 220L135 221L134 225H133L132 221H128V216L129 217H131V216L126 215L129 212L126 213L125 216H123V215H124V212H126L128 210L127 207L129 209L131 207L132 209L134 208L133 210H136L135 200L133 199L132 196L129 197V200H130V198L133 199V204H131L132 200H130L131 206H128L129 202H127L126 203L127 206L125 207V204H122V202L124 200L121 202V201H118V199H119V197L121 199H124V197L130 196V194H131L130 189L133 188L135 186V184H137ZM242 183L249 186V188L247 187L249 189V191L247 190L246 186L243 185ZM10 184H14V185L10 186ZM19 185L25 186V188L23 187V189L21 188L22 186L20 187V194L21 195L18 198H17V196L12 197V195L15 196V195L19 194V190H18ZM33 185H35V186H33ZM46 185H47V187H46ZM115 185L117 187H115ZM32 186L35 188H33ZM122 186H123V189H122ZM124 186L127 187V189L126 188L124 189ZM136 186L133 189H136ZM241 186L243 188H241ZM53 187H55V188H53ZM106 187H107V189H106ZM119 187H121V188H119ZM129 187H130L129 192L126 193L128 191ZM15 188H17V189H15ZM45 188H46V190H45ZM114 188H116V190ZM240 188L244 189V191L246 189L247 192L246 193L244 192V194L241 195ZM13 189H15V190L13 191ZM48 189H49V193H50L49 196H47L48 195V192H47ZM53 189H54V191H53ZM64 189H65V191L63 193ZM120 189H121V193L119 194ZM9 190H11V193L14 192V194H12V195L10 193L6 194L7 192H9ZM111 190H113V191H111ZM213 190H214V192H213ZM98 192H100V193H98ZM3 193L6 195H10V197L12 199H10V201H9L8 200L9 196H7V197H6V195L3 196L4 195ZM27 193L29 194V197H28ZM242 193H243V190H242ZM22 194H23V196H27L28 200H26V197L24 198L22 196ZM30 194L31 195L34 194L36 196H33V195L31 196ZM109 194L111 197L110 199H109ZM114 194H115V196H114ZM126 194H129V195L126 196ZM107 195H108V197H107ZM144 196L146 197V200H145ZM3 197H6L7 202H6L5 198H3ZM36 197H37V199L35 200ZM101 197H102V199H101ZM15 198H16V201H14V203H13V201H11V200H15ZM21 198H23L24 201L26 200V202L30 201V203L22 202V204H20L22 201ZM42 198H44V199H42ZM112 198H114L113 203H115V204L112 203ZM142 198H144V200ZM40 199L43 201L46 199L47 201L45 200V202H47V203H45V202L43 203L42 201H39ZM121 199H119V200H121ZM117 201H118V203H117ZM125 201H127V200H125ZM15 202H16V204H15ZM261 202H259V203H261ZM120 203L123 205V207ZM248 203H249V201H248ZM219 204H220V206H219ZM111 205H113V210H112ZM40 206H43V207H40ZM261 206H262V204H261ZM261 206L258 205L254 209H256V211H260V213H261L262 210L264 211V208H262ZM108 208L110 209V212H109ZM122 208H123V210H125L124 208H126V210L123 212ZM151 208H149V209H151ZM120 209H121V212H120ZM196 209H198V210H196ZM240 210H242V211H240ZM246 210L248 213L246 212ZM0 211H1L0 212V218H1L0 220H2V215H5V214L3 213L4 212L3 210L0 209ZM152 211H153V209H152ZM137 212H135V213H137ZM169 213H170V215H169ZM213 213L215 215L214 217L212 216ZM60 216H62V217H60ZM126 216H127V218H126ZM140 216L141 215L138 214V217H140ZM152 216H153L152 214H151V216L149 215V217H152ZM116 217H117L116 221L118 222L117 224L115 223L116 221H114V219H116ZM4 218L5 217L3 216V219ZM64 218H65V220H64ZM254 218L252 219L253 221H251V219H250V221H251V223L253 222L255 225L256 224L255 220H257V219H256V217H254ZM121 219H123L122 221H124V223L121 221ZM103 220H105V222ZM3 221L4 220H2V223H1L2 225H3ZM137 221L140 224H138ZM149 221H151L153 223H151V222L149 223ZM259 221H261L262 223L258 222V220H257V222L259 223V224H257L258 228H257V225H255V227H253V230H252L253 234H254V236L251 235V236H253L252 237L253 239L251 240L252 243H250V245L248 247L246 246L242 252L244 253L245 256L246 255L249 256L248 250L250 252L256 248V251L254 250V253L256 254L257 257L260 258V259L258 258L257 261L261 260L260 264H263L262 262L264 261V259H263L264 258V241H262V240H264V239L259 241V244H257L258 243L257 239L260 240V238H263V237H261V235H260V238H258V236L256 234L260 233L259 228L263 227V226L261 227V225L262 224L264 225V222H263L264 219L263 220L259 219ZM103 223H104V225H103ZM141 223L143 224V226H146V227L144 228ZM194 223H195V225H194ZM248 223H249V221H248ZM1 224H0V226H2ZM135 224H138L140 226L138 227ZM152 224H155V225L152 226ZM118 225H120V227ZM185 225H186V228L184 230ZM114 226H115V229H114ZM116 226H118V227L116 228ZM135 226L138 228H135ZM109 227H111L112 230H110ZM121 227L124 230H122ZM126 227H129V228L132 227V228L128 229V232H127ZM140 227H141V231L142 230L143 231L142 232H139V231L136 232V229L140 230ZM103 228H104V230H103ZM1 229H3V226L1 227ZM100 229L102 232H99ZM175 229L177 230L176 226H175ZM257 229H258V232L255 231ZM150 230H151L150 235H151L152 239L151 238L149 239V236H145V235L149 234ZM109 231H111V232H109ZM124 232H127V233H125L126 235L124 234ZM214 232L216 233V236H215ZM255 232H257V233H255ZM101 233H102V235H101ZM139 233H141V236ZM142 233H143V235H142ZM154 233L157 234V236H155ZM219 233H220V235H219ZM1 234H2V231H0V238L2 237ZM57 234H58V236H57ZM110 234H112V236H110ZM127 234H128V236H127ZM189 234H191L192 237H189ZM107 235L109 237L108 239H107ZM121 235L124 237L123 240H121V238H122ZM136 236H138L137 240L139 241L138 242L139 245H137L138 250L135 249L136 248L135 242L137 243V241H135ZM152 236L153 237L155 236L156 240L153 239ZM129 238L132 241H130ZM54 239H55V241H54ZM116 239H117V241H118V239L121 240L120 243L116 242V244H117L116 246L120 250V253L117 251V247L114 246ZM212 239L214 241H212ZM98 240H99V245H98ZM153 240H155L156 242ZM217 240H218V242H217ZM107 241H109V242H107ZM199 241H201L200 245L201 246L203 245L202 247L199 245V243H200ZM77 242H78V244H77ZM124 243H125V245H124ZM128 243L130 246L132 245V247L135 245L133 249L136 252H133V258H131L132 257L131 255H129L132 247L129 250V248L127 246ZM142 243L143 242H141V244ZM216 243H218V244H216ZM157 244H159V245H157ZM259 245H261L262 248H259V247H261ZM211 246H213L212 250L210 248ZM251 246H252V248H250ZM255 246H258V247H255ZM74 248H75V250H74ZM101 248H103V249H101ZM112 248L114 250L115 249L116 250L113 251ZM91 249H92V251H91ZM106 249H108V250H106ZM133 249L131 250V252L134 251ZM157 249H156V251H157ZM122 250H123V252H122ZM109 252H112V253L115 252L114 257H112L113 255L110 256V254H108L109 256H107L110 263L105 258L106 257L105 255H107V253H109ZM125 252H126V254H125ZM73 253H75V254H73ZM214 253L209 255V257L210 256L212 257V258L210 257L211 259H214V256L218 255L217 253H219V251L216 253V255ZM120 254L121 255L124 254L126 256H121ZM110 257L113 259H111ZM128 257H129V260H128ZM152 257H154L155 259ZM124 258H126V259H124ZM110 260L111 261L113 260V261L111 262ZM225 262H226V260H225ZM225 262H224V264H227V263H229V260H228V262H226V263ZM257 264H259V263H257Z\"/></svg>",
  "mask_w": 264,
  "mask_h": 264
},
{
  "label": "built area",
  "instance_id": "2783aa9c",
  "mask_svg": "<svg viewBox=\"0 0 264 264\" xmlns=\"http://www.w3.org/2000/svg\"><path fill=\"white\" fill-rule=\"evenodd\" d=\"M215 143L216 144H221L223 146H227V147L231 148L230 145H228L227 143H224V142H220V141L215 140ZM236 150L239 151L237 148H236ZM245 156L249 157L250 159H254L256 157L255 154H253L251 152H248V151H245Z\"/></svg>",
  "mask_w": 264,
  "mask_h": 264
}]
</instances>
